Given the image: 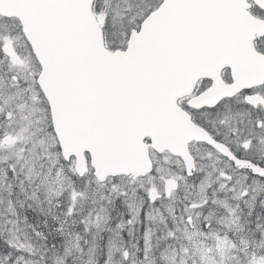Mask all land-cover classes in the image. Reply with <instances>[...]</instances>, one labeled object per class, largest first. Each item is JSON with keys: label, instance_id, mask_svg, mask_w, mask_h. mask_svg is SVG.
<instances>
[{"label": "snow or ice", "instance_id": "obj_1", "mask_svg": "<svg viewBox=\"0 0 264 264\" xmlns=\"http://www.w3.org/2000/svg\"><path fill=\"white\" fill-rule=\"evenodd\" d=\"M0 264H264V0H0Z\"/></svg>", "mask_w": 264, "mask_h": 264}]
</instances>
